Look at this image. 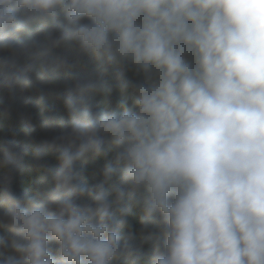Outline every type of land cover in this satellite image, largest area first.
Wrapping results in <instances>:
<instances>
[{"label": "clouds", "instance_id": "obj_1", "mask_svg": "<svg viewBox=\"0 0 264 264\" xmlns=\"http://www.w3.org/2000/svg\"><path fill=\"white\" fill-rule=\"evenodd\" d=\"M58 83L33 190L29 129L0 143V264H264V0H0L8 111Z\"/></svg>", "mask_w": 264, "mask_h": 264}, {"label": "trees", "instance_id": "obj_2", "mask_svg": "<svg viewBox=\"0 0 264 264\" xmlns=\"http://www.w3.org/2000/svg\"><path fill=\"white\" fill-rule=\"evenodd\" d=\"M76 56L75 53H73ZM77 63L74 69L75 72L83 74L84 68L82 66L81 58L76 57ZM63 80V77H61ZM62 91V86L58 83L52 87L51 92L46 95L49 101H45L47 104V109H44L42 105L37 102L34 107L27 106L23 107V103L17 105V109L20 112V117L16 118L19 123L14 125L13 130L9 129L10 118L8 117V110L3 108L0 102V143L5 140L13 139V135H8L10 131L17 132L21 128L27 127L29 129V134L26 138L28 144V152L24 158V170L17 175L15 181V189L19 192L33 190L40 182L43 176L42 169H36L31 166L33 160L34 150L40 146V144L52 133L58 131V122L60 120L66 119V113L62 102H60L56 97L57 93ZM120 98L119 93H114L112 99ZM101 107L109 106L108 101H104L102 98H97ZM52 117L48 123L45 120ZM8 135V136H7ZM45 162L48 166L56 167L58 166V161L55 158L54 153H48L44 157ZM103 164V158L98 157L95 159H87L81 162V166L88 170L86 176L87 182H92L94 179H98L100 176V168ZM2 170L6 174V170L1 166ZM141 212L138 208H134L129 215V224L126 226L125 231L132 230L136 235L137 240H139L138 229L140 227Z\"/></svg>", "mask_w": 264, "mask_h": 264}, {"label": "rangeland", "instance_id": "obj_3", "mask_svg": "<svg viewBox=\"0 0 264 264\" xmlns=\"http://www.w3.org/2000/svg\"><path fill=\"white\" fill-rule=\"evenodd\" d=\"M45 101H49V99L46 98V96H45L44 102ZM0 102L3 106V108L5 107L6 110H8L9 106L13 103L11 97L6 93H0ZM37 102H39L38 96L36 94H34L31 90H25L24 92L19 93L16 97V100H15L16 105L23 103V107H27V106L34 107L36 104H38ZM8 117L11 120V121H9L11 123L9 126V129L13 130L14 125H16L17 123L20 122V121L18 122V120L16 119V118L20 117V112L18 110L8 111ZM8 135H13V132L10 131V133ZM4 139H5V137L3 138V141H4ZM5 180H6V174L0 166V186H3ZM5 255L6 256L11 255V253H5Z\"/></svg>", "mask_w": 264, "mask_h": 264}]
</instances>
